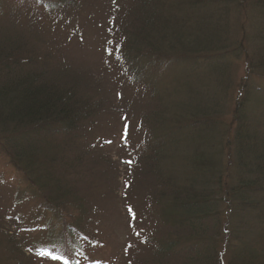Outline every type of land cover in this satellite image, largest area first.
I'll use <instances>...</instances> for the list:
<instances>
[{
  "label": "trees",
  "instance_id": "1",
  "mask_svg": "<svg viewBox=\"0 0 264 264\" xmlns=\"http://www.w3.org/2000/svg\"><path fill=\"white\" fill-rule=\"evenodd\" d=\"M13 1L0 0V11L8 10ZM27 1L37 7L36 17L20 26L15 15L0 18V149L22 175L27 197L40 194L42 203L35 206V212L46 223L43 226L37 218L34 223L25 218L29 226L7 227L1 222L13 220L17 225L22 221L19 215L0 218V242L5 243L0 264L62 263L40 255L43 248L63 253L69 264H77L86 257L87 248L100 244L91 227L92 203L84 201L74 184L90 166L94 168L90 161L99 162V149L86 138L85 129L90 127L84 126L97 124L101 106L83 88L78 71L56 64L54 35L59 33L56 25L61 18L65 24L63 17L82 8L83 0ZM236 1L240 0H126V6L110 21L118 30L114 33L118 36L117 59L131 70L134 81L151 87L150 98L155 100L150 104L155 108L148 112L151 120H140L146 128L141 141L147 156L132 164H146L140 168L151 184V198L157 205L154 215L162 218V226L176 230L175 236L165 240L151 243V238L146 239L153 254L150 259L137 260L132 249L125 247L124 264H219L224 262V253L216 252L220 248L231 252L226 264H264V86L254 79L255 72L264 77V29L254 37V47L247 55L248 75L236 85L242 91L236 96L232 115L233 134L227 148L219 146L213 156L209 146L216 143L221 122L188 104L177 106L172 116L160 112L157 102L162 98L151 81L152 73L159 75L172 64L195 70L216 65L214 73L222 76L220 63L243 45L225 44L229 38L224 24L212 20L209 26L189 28L186 16L210 6H216L220 15ZM241 2H250L249 8L259 3L263 6L260 16H264V0ZM44 15L54 17L44 21ZM151 121L148 129L145 126ZM176 137V142L184 139L198 146L193 154L198 152L202 159L188 163L184 176H164L160 173L167 159L164 141ZM221 150H229L226 164L219 158ZM5 182L10 185L0 176V185ZM14 191L16 203H22L26 198L19 195L24 191ZM224 220L231 226L225 241ZM181 231L183 236L178 234ZM52 235L57 239L41 238Z\"/></svg>",
  "mask_w": 264,
  "mask_h": 264
},
{
  "label": "rangeland",
  "instance_id": "2",
  "mask_svg": "<svg viewBox=\"0 0 264 264\" xmlns=\"http://www.w3.org/2000/svg\"><path fill=\"white\" fill-rule=\"evenodd\" d=\"M82 2V8L63 17L65 24L61 18L56 25L59 33L56 32L54 35L58 47L56 64L78 71L77 78L81 84L83 83V88L89 90L101 106L97 124L86 123L84 126L90 127L85 129L86 138L89 139V143L96 144V149H99V162L90 161L94 168L90 166L84 176H80L74 184V188L84 201L92 203L91 227L100 244L91 250L87 248L86 257L78 264H124L125 247L132 249L131 252L137 260L150 259L153 254H150V249L145 244L146 239L151 238V243L160 239L165 240L166 236H175L173 232L176 231L162 226V218L155 217L157 205L154 206L155 199L151 198V184L146 179L145 171L140 168L146 164L141 163L136 167L132 164L137 160L140 161L142 156H147L146 148L142 146L141 141L146 128L141 125L140 120L147 121V118L151 120L148 112L155 108V105L150 106L155 100L150 98L151 87L148 88L134 81L131 70L126 69L116 56L118 36L114 33H118V30L112 28L110 21L113 16H118L117 13L123 5L126 6V0H83ZM249 4L250 2L246 4L241 0L236 1L235 6L229 5L220 15L216 11V6L201 7L195 10V14L186 16L189 28L209 26L213 21V24L217 21L224 24L223 26L228 27L226 35L229 38L225 44L237 42V48L243 45L238 51H233V57L220 63L222 76L214 73L216 65L214 67L202 65L203 70L201 68L195 70L196 67L193 69L186 64H172L171 68L159 75L153 73L151 75L156 93L162 98L161 102L156 101L160 112L163 110L168 116H172L177 106L188 104L199 107L214 119L217 118L216 122H221L216 143L209 146L211 156L216 154V151L218 153L219 146L227 148L226 142L233 134L232 115L237 102L236 96L242 91V88L240 90L238 89L240 86L236 87V85L248 75L247 55L254 47V37L262 34L264 29V24H261L264 16L262 18L260 16L263 6L257 3V7L249 8ZM9 14L18 17L20 26L31 16L36 17L37 7L27 0H14L8 10L0 11V18ZM214 15L216 17L211 19ZM54 16H45L44 21ZM56 20L58 21L57 17ZM44 26L47 28V25ZM42 48L46 49V46L42 45ZM150 67L149 64L147 68ZM81 74L84 75L80 76ZM254 77L261 86H264L263 75L255 72ZM223 82L227 83L225 88ZM151 126L152 121L145 127L150 129ZM179 137L164 141L167 159L160 166V173L164 176H184L188 170V163H196L202 159V155L198 152L193 154L198 146L184 139L176 142ZM215 146L216 150L213 148ZM228 155L229 150L219 153V158L224 164L228 163ZM0 176L10 182V185L5 186L7 182L0 185V218L8 220L10 217L6 218L7 215L14 217L19 215L22 220L21 224L17 222V225L13 220L8 223L1 222V225L29 226V221L25 218L33 219V223L37 218L39 223L45 226L46 218L39 217L35 212V206L42 203L40 194L35 198L27 197L28 187L22 175L9 164L1 149ZM14 190L24 191L23 196L19 195L26 198L22 203H16L18 196ZM129 208L135 213V218L129 212ZM68 211L72 212L71 209ZM229 228L231 226H227L224 220L223 241L229 238ZM178 234L183 236V231ZM41 238L46 241L57 239V236ZM219 245H222L221 241ZM4 247L5 243L0 242L1 255L5 252ZM220 249L216 252L218 255L224 253V262L219 264H226L225 258L229 259L231 252ZM22 252L23 250L21 254Z\"/></svg>",
  "mask_w": 264,
  "mask_h": 264
},
{
  "label": "snow or ice",
  "instance_id": "3",
  "mask_svg": "<svg viewBox=\"0 0 264 264\" xmlns=\"http://www.w3.org/2000/svg\"><path fill=\"white\" fill-rule=\"evenodd\" d=\"M129 212L132 214L133 218H135V213L132 212L131 208H129ZM53 247H56V246L53 245ZM39 254L42 256H46L52 260L62 261V264H69V259L67 258V256L63 253L58 252V251H49V249L43 248ZM77 264H78V262H77Z\"/></svg>",
  "mask_w": 264,
  "mask_h": 264
}]
</instances>
